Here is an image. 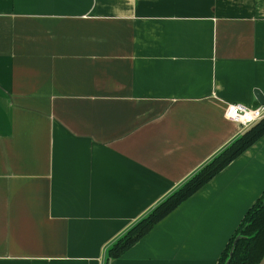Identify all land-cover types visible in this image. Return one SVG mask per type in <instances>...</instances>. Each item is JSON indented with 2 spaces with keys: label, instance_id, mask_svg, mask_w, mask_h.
<instances>
[{
  "label": "crops",
  "instance_id": "0c3cea01",
  "mask_svg": "<svg viewBox=\"0 0 264 264\" xmlns=\"http://www.w3.org/2000/svg\"><path fill=\"white\" fill-rule=\"evenodd\" d=\"M264 0H0V264H218L264 136L121 257L133 224L263 104Z\"/></svg>",
  "mask_w": 264,
  "mask_h": 264
},
{
  "label": "trees",
  "instance_id": "16d2710c",
  "mask_svg": "<svg viewBox=\"0 0 264 264\" xmlns=\"http://www.w3.org/2000/svg\"><path fill=\"white\" fill-rule=\"evenodd\" d=\"M264 136V118L243 130L225 148L205 162L175 191L133 224L109 248L108 259L121 257L155 225L197 192L234 159ZM239 239L236 241L237 237ZM264 256V192L248 210L222 252L218 264H259Z\"/></svg>",
  "mask_w": 264,
  "mask_h": 264
},
{
  "label": "built area",
  "instance_id": "2783aa9c",
  "mask_svg": "<svg viewBox=\"0 0 264 264\" xmlns=\"http://www.w3.org/2000/svg\"><path fill=\"white\" fill-rule=\"evenodd\" d=\"M225 114L228 119L240 124L244 130L264 118V103L257 107L228 103Z\"/></svg>",
  "mask_w": 264,
  "mask_h": 264
},
{
  "label": "water",
  "instance_id": "95a60500",
  "mask_svg": "<svg viewBox=\"0 0 264 264\" xmlns=\"http://www.w3.org/2000/svg\"><path fill=\"white\" fill-rule=\"evenodd\" d=\"M255 93H256V96H257L258 100H259L260 102L264 103V96H263V94H262L259 90H256ZM238 239H239V236L237 237L236 241H237ZM259 264H264V256H263V258L261 259V261L259 262Z\"/></svg>",
  "mask_w": 264,
  "mask_h": 264
}]
</instances>
